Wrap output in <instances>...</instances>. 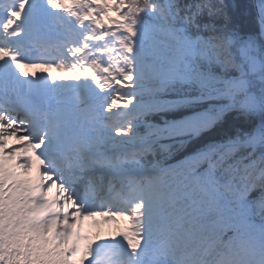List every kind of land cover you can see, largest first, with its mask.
Returning <instances> with one entry per match:
<instances>
[{
  "label": "snow or ice",
  "instance_id": "1",
  "mask_svg": "<svg viewBox=\"0 0 264 264\" xmlns=\"http://www.w3.org/2000/svg\"><path fill=\"white\" fill-rule=\"evenodd\" d=\"M0 264H264V0H0Z\"/></svg>",
  "mask_w": 264,
  "mask_h": 264
},
{
  "label": "trees",
  "instance_id": "2",
  "mask_svg": "<svg viewBox=\"0 0 264 264\" xmlns=\"http://www.w3.org/2000/svg\"><path fill=\"white\" fill-rule=\"evenodd\" d=\"M229 2L238 3L241 6V11H244L245 15H247V11L249 9V6L251 5V0H229ZM237 19L240 20L241 18L239 15L237 16ZM243 23L247 24V20H243ZM166 159L169 160V162L173 161L171 157H167Z\"/></svg>",
  "mask_w": 264,
  "mask_h": 264
},
{
  "label": "bare ground",
  "instance_id": "3",
  "mask_svg": "<svg viewBox=\"0 0 264 264\" xmlns=\"http://www.w3.org/2000/svg\"><path fill=\"white\" fill-rule=\"evenodd\" d=\"M37 73V72H36ZM16 141L10 139L8 141L9 144L15 143ZM35 162V161H34ZM32 173H33V180H36V178L38 177V167L36 165V162L33 164V168L31 169Z\"/></svg>",
  "mask_w": 264,
  "mask_h": 264
},
{
  "label": "rangeland",
  "instance_id": "4",
  "mask_svg": "<svg viewBox=\"0 0 264 264\" xmlns=\"http://www.w3.org/2000/svg\"><path fill=\"white\" fill-rule=\"evenodd\" d=\"M128 222V221H127ZM121 225V224H120ZM110 228H112V230H114V231H116V229H117V227L116 226H112L111 225V227ZM102 231V230H101ZM102 232H106V231H102Z\"/></svg>",
  "mask_w": 264,
  "mask_h": 264
},
{
  "label": "water",
  "instance_id": "5",
  "mask_svg": "<svg viewBox=\"0 0 264 264\" xmlns=\"http://www.w3.org/2000/svg\"><path fill=\"white\" fill-rule=\"evenodd\" d=\"M252 3H254V0H252Z\"/></svg>",
  "mask_w": 264,
  "mask_h": 264
}]
</instances>
